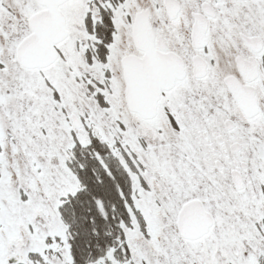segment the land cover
Listing matches in <instances>:
<instances>
[{
  "label": "snow or ice",
  "instance_id": "obj_1",
  "mask_svg": "<svg viewBox=\"0 0 264 264\" xmlns=\"http://www.w3.org/2000/svg\"><path fill=\"white\" fill-rule=\"evenodd\" d=\"M0 264H264V0H0Z\"/></svg>",
  "mask_w": 264,
  "mask_h": 264
}]
</instances>
